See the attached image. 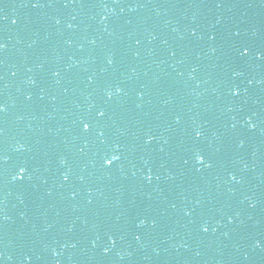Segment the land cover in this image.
I'll return each instance as SVG.
<instances>
[{"label": "water", "instance_id": "obj_1", "mask_svg": "<svg viewBox=\"0 0 264 264\" xmlns=\"http://www.w3.org/2000/svg\"><path fill=\"white\" fill-rule=\"evenodd\" d=\"M0 264H264V0H0Z\"/></svg>", "mask_w": 264, "mask_h": 264}, {"label": "snow or ice", "instance_id": "obj_2", "mask_svg": "<svg viewBox=\"0 0 264 264\" xmlns=\"http://www.w3.org/2000/svg\"><path fill=\"white\" fill-rule=\"evenodd\" d=\"M244 55H247V52H246V51L244 52ZM101 115H103V113H101ZM88 127H89V126H88L87 124L84 125V129H85V130H87ZM117 159H118V157H116V156H112L111 159H109V160L106 161V164L110 166V165H111L114 161H116ZM198 162L203 163L202 158H198ZM22 171H23V170H22Z\"/></svg>", "mask_w": 264, "mask_h": 264}]
</instances>
